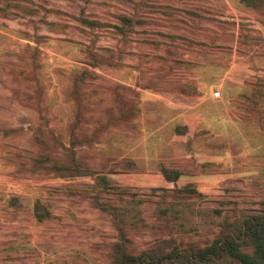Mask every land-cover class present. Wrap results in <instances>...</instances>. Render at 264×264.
Segmentation results:
<instances>
[{"label": "rangeland", "instance_id": "rangeland-1", "mask_svg": "<svg viewBox=\"0 0 264 264\" xmlns=\"http://www.w3.org/2000/svg\"><path fill=\"white\" fill-rule=\"evenodd\" d=\"M198 83L226 84L224 127L178 141L150 99ZM162 167L196 194L145 181ZM263 200L264 3L0 0V264H111L121 232L137 251L204 245Z\"/></svg>", "mask_w": 264, "mask_h": 264}, {"label": "trees", "instance_id": "trees-1", "mask_svg": "<svg viewBox=\"0 0 264 264\" xmlns=\"http://www.w3.org/2000/svg\"><path fill=\"white\" fill-rule=\"evenodd\" d=\"M240 2L253 9L260 8L264 3L263 0H240ZM120 20L121 25L116 27L122 33L134 23L130 15L121 16ZM253 104H257L256 100H253ZM186 132V127L176 129L177 134ZM160 173L166 181L172 183L182 175L178 169L164 167L160 169ZM102 181L108 188L118 186L107 178ZM163 191L170 192L178 198L196 194L191 185ZM17 201V198L10 200L14 213L19 207ZM41 207L37 201L34 214L38 222L49 217V213L45 216L39 214L38 210ZM98 207L103 211L109 209L101 203ZM112 215H117L115 209L112 210ZM120 235V239L113 245L111 264H264V200L254 213L221 221L217 234L204 245L189 243L185 246H177L170 241H163L165 245L162 243L147 250L137 251L127 244L129 240L123 232Z\"/></svg>", "mask_w": 264, "mask_h": 264}, {"label": "crops", "instance_id": "crops-1", "mask_svg": "<svg viewBox=\"0 0 264 264\" xmlns=\"http://www.w3.org/2000/svg\"><path fill=\"white\" fill-rule=\"evenodd\" d=\"M198 89H200V93L202 94L199 97H192L190 99L187 98H171L167 99L165 97H155L150 99L151 105L160 107L158 111L163 115L162 124L168 128V130H173V136L177 138L178 141L180 136L176 135L177 128L186 127L188 135H194V133L198 130H208L210 131L213 127L220 128L224 127V115L227 112V105L229 104V99H226L224 94L226 93V84H219L218 88L221 90V94L218 98H213L210 89L213 88L207 83L197 84ZM236 99V98H235ZM147 104V102H145ZM159 129L155 128L150 134H155ZM149 134V135H150ZM220 135V134H219ZM218 135V136H219ZM213 160V159H211ZM210 161V160H209ZM215 161H221L219 158ZM183 175H181L175 183L168 182L159 172L157 176L151 177L146 176L145 181L153 183L154 181L158 182L160 186L169 188V185L179 184L182 181V184L193 183V180L183 181ZM109 180V179H108ZM113 181V180H109ZM180 187V186H178ZM11 244V243H10ZM0 260L2 261V256H0ZM15 259L18 256H14ZM12 259V256L11 258Z\"/></svg>", "mask_w": 264, "mask_h": 264}, {"label": "built area", "instance_id": "built-area-1", "mask_svg": "<svg viewBox=\"0 0 264 264\" xmlns=\"http://www.w3.org/2000/svg\"><path fill=\"white\" fill-rule=\"evenodd\" d=\"M219 95H220L219 93H215V94L213 95V97H214V98H218Z\"/></svg>", "mask_w": 264, "mask_h": 264}]
</instances>
